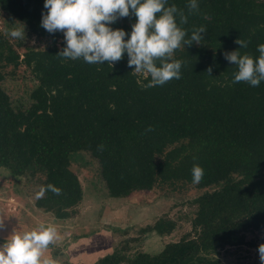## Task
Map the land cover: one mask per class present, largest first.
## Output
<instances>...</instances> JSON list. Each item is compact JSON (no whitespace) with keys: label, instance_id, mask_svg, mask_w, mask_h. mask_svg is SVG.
Wrapping results in <instances>:
<instances>
[{"label":"trees","instance_id":"1","mask_svg":"<svg viewBox=\"0 0 264 264\" xmlns=\"http://www.w3.org/2000/svg\"><path fill=\"white\" fill-rule=\"evenodd\" d=\"M173 3L187 16L185 23L179 24V17L177 22L189 36L200 25L206 30L200 44L185 45V52L173 57L182 61L179 79L148 87L150 76L140 82L126 54L112 65L60 56L62 32L48 33L40 25L44 0H0L4 11L34 33L62 38L60 45L28 50L23 58L10 48L8 61L24 62L39 81L29 106L12 104L0 70V168L16 177L41 172L42 187L61 188L59 194L46 190L38 207L69 217V208L83 197L70 167L79 151L98 159L115 199L158 183H193V165L204 169L195 183L199 187L222 184L193 200L198 206L194 236L133 257L123 252L126 240L93 264H222L217 251L243 244L245 232L264 227V81L256 87L232 83L236 66L223 55L239 47L238 37L248 42L238 49L241 54L259 55L264 0H198V11L191 13L187 0H168ZM112 27L131 30L120 21ZM180 140L187 144L167 150ZM173 228L161 220L142 233L162 236ZM47 248L54 257L64 249L54 242Z\"/></svg>","mask_w":264,"mask_h":264},{"label":"rangeland","instance_id":"2","mask_svg":"<svg viewBox=\"0 0 264 264\" xmlns=\"http://www.w3.org/2000/svg\"><path fill=\"white\" fill-rule=\"evenodd\" d=\"M135 19L136 17L126 16L118 18L117 21L132 26ZM16 27L25 29V40L9 35V31ZM61 42L62 38L59 35L41 36L34 33L25 22L8 14L0 6V70L4 74L1 84L9 94L13 105L29 106L32 102L31 91L39 81L32 69L24 62L12 64L8 61L11 56L10 48L23 58L28 50L47 49L55 44L60 45ZM212 49L214 48L209 50ZM185 50L186 47L181 45L174 50L173 57L181 56ZM134 72L140 82L148 76L147 73L136 72L135 69ZM183 144H187V140H180L167 150ZM162 157L163 155H159L157 159ZM70 167L79 177L83 187V197L76 205L69 208L67 218H58L53 212L36 205L35 194L42 187L44 173L37 172L16 177L5 168H0V244H3L12 232L31 230L40 224H52L62 232L57 233V239L54 241L61 251V248L68 246L72 239H77L73 231L80 223L96 228L90 229L91 232L106 227L111 235L108 239H96L100 242H112L115 247L123 248V242L128 240L125 244L126 250L123 252L126 256L133 257L139 251L151 250L146 242L157 239L158 235L153 232L144 236L142 228L154 225L157 221L162 220L166 224L174 225L170 233L161 236L165 243L177 241L185 236H194L197 231L193 229V220L198 206L193 200L206 192L219 189L222 185L218 183L199 187L195 183L182 181L158 183L151 189L134 190L126 197L115 199L109 194L101 176L100 163L91 152L73 153ZM64 229L68 231L64 233ZM262 243H264V227L258 230L251 229L245 232L243 244L220 249L214 256L219 258L222 264H262L258 252V247ZM45 250L46 256L55 259L57 264H78L70 260L68 252L64 249L61 251L62 254L55 257L53 249Z\"/></svg>","mask_w":264,"mask_h":264},{"label":"clouds","instance_id":"3","mask_svg":"<svg viewBox=\"0 0 264 264\" xmlns=\"http://www.w3.org/2000/svg\"><path fill=\"white\" fill-rule=\"evenodd\" d=\"M188 11H198V0H187ZM40 25L48 33H63L64 46L58 52L69 59L82 58L89 64L119 61L126 54L128 66L136 72L150 76L148 87L163 85L182 75V61L173 59L174 50L193 42L200 44L205 26L191 31L179 26L187 21L182 9L168 0H44ZM134 15L135 22L130 31L112 27L118 18ZM179 17V24L177 22ZM9 35L26 39L25 29L16 27ZM239 47L223 53L230 64L236 66L232 83L241 81L259 86L264 81V42L257 45L258 56L238 50L247 47V41L239 37ZM207 71L211 74L212 68ZM192 182L199 183L204 169L193 165ZM50 190L55 194L61 188L49 183L36 192V198ZM57 239V229L52 224H40L31 230L12 232L0 244V264H57L44 250ZM259 257L264 264V243L258 247Z\"/></svg>","mask_w":264,"mask_h":264},{"label":"crops","instance_id":"4","mask_svg":"<svg viewBox=\"0 0 264 264\" xmlns=\"http://www.w3.org/2000/svg\"><path fill=\"white\" fill-rule=\"evenodd\" d=\"M56 229H57V233L58 232H60V234L62 233L59 230V228ZM90 229H96V228H91V226L81 225L80 223L75 226L73 233L75 237L77 236V239H72L70 241V244L68 243L69 245L64 247V250L68 252V256L70 257L71 261L73 262L75 261L78 264H93L100 257L113 251L115 245H113L112 242L106 243L101 240L103 242L102 243L99 240H96V239L109 238V235L111 234L108 233L106 227L105 229L102 228L99 230L97 228V230L92 232L90 231ZM67 231L68 230L64 229V233H66ZM63 237H65V235ZM157 237L158 238L153 241L151 239V241L146 242V244H148L149 249H151L149 252L160 251V249L163 247L165 240L163 242L161 236H157ZM145 251L148 250L145 249ZM43 254L45 253L43 252Z\"/></svg>","mask_w":264,"mask_h":264}]
</instances>
